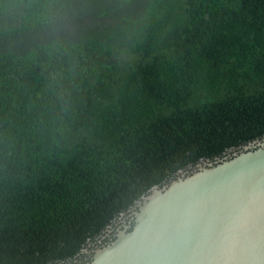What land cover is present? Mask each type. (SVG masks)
<instances>
[{"label":"trees","instance_id":"obj_1","mask_svg":"<svg viewBox=\"0 0 264 264\" xmlns=\"http://www.w3.org/2000/svg\"><path fill=\"white\" fill-rule=\"evenodd\" d=\"M263 139L264 0H0V264H86Z\"/></svg>","mask_w":264,"mask_h":264},{"label":"water","instance_id":"obj_2","mask_svg":"<svg viewBox=\"0 0 264 264\" xmlns=\"http://www.w3.org/2000/svg\"><path fill=\"white\" fill-rule=\"evenodd\" d=\"M86 264H264V139L152 187Z\"/></svg>","mask_w":264,"mask_h":264},{"label":"rangeland","instance_id":"obj_3","mask_svg":"<svg viewBox=\"0 0 264 264\" xmlns=\"http://www.w3.org/2000/svg\"><path fill=\"white\" fill-rule=\"evenodd\" d=\"M128 219L129 217L121 221L120 226L114 232L115 235L125 226V224L128 222Z\"/></svg>","mask_w":264,"mask_h":264}]
</instances>
